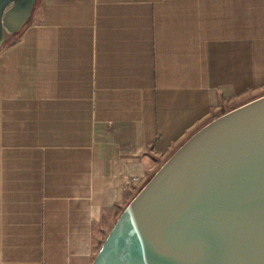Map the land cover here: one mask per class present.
I'll use <instances>...</instances> for the list:
<instances>
[{"label": "crops", "instance_id": "1", "mask_svg": "<svg viewBox=\"0 0 264 264\" xmlns=\"http://www.w3.org/2000/svg\"><path fill=\"white\" fill-rule=\"evenodd\" d=\"M36 7L0 50V264H92L179 145L264 95V0Z\"/></svg>", "mask_w": 264, "mask_h": 264}, {"label": "water", "instance_id": "2", "mask_svg": "<svg viewBox=\"0 0 264 264\" xmlns=\"http://www.w3.org/2000/svg\"><path fill=\"white\" fill-rule=\"evenodd\" d=\"M37 0H0V48ZM92 264H264V95L212 119L128 202Z\"/></svg>", "mask_w": 264, "mask_h": 264}, {"label": "rangeland", "instance_id": "3", "mask_svg": "<svg viewBox=\"0 0 264 264\" xmlns=\"http://www.w3.org/2000/svg\"><path fill=\"white\" fill-rule=\"evenodd\" d=\"M36 5H37V3H36ZM36 5H35V8H34V9L37 8ZM18 33H19V31L16 32V33H14V34H9L8 31L5 30V33H4V36H5V38H6L5 41L7 42V41H12V40H14L15 37L18 35ZM104 240H105V239H104ZM101 246H102V244H101Z\"/></svg>", "mask_w": 264, "mask_h": 264}, {"label": "trees", "instance_id": "4", "mask_svg": "<svg viewBox=\"0 0 264 264\" xmlns=\"http://www.w3.org/2000/svg\"><path fill=\"white\" fill-rule=\"evenodd\" d=\"M17 36H19V33H18V35ZM16 39H18V37H16ZM16 39H14V40H12V41H4V43H3V45H2V47L1 48H3L4 46H7L8 44H12V43H14L15 41H16ZM1 48H0V50H1ZM103 243V242H102ZM101 243V244H102Z\"/></svg>", "mask_w": 264, "mask_h": 264}]
</instances>
